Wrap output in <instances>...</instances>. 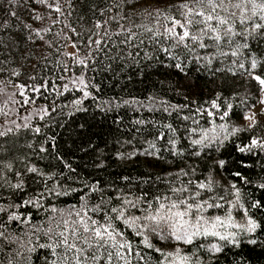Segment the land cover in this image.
<instances>
[{
  "label": "snow or ice",
  "instance_id": "snow-or-ice-1",
  "mask_svg": "<svg viewBox=\"0 0 264 264\" xmlns=\"http://www.w3.org/2000/svg\"><path fill=\"white\" fill-rule=\"evenodd\" d=\"M34 2L49 10L47 21L43 15L33 9L32 19L40 23L39 26L23 23V31L26 32L24 39L37 49L46 47L53 50L56 53L55 65L58 69L62 68L63 72L67 73L70 66L82 70L78 75L75 73L68 77L60 75L58 79L62 83L59 86L53 80H49L48 76L41 77V81L47 83L36 81L35 76L29 77V80L36 81L32 84L16 82L14 87L18 90L21 99L13 95L10 97L9 109L7 111L0 109L6 118L5 124L14 126L16 133L23 128L30 129L34 134H41L42 126L34 125L33 117H39L42 121L49 116L50 111H54L46 105H37V99L43 96L44 92H55L59 96L63 92L78 91L81 96L72 99L71 105L80 110L83 99L92 96L89 88L95 87L86 76L89 61L96 59L93 53L99 54L103 45L111 43L114 46L112 35L125 33V39L120 40L119 43L129 47H132L131 41L138 35L131 30V26L125 27L119 24L120 20L129 19L120 12L109 16L105 21L95 19L92 28L85 29L81 26V31H77L67 22V17L72 14L71 11L66 13L64 10L65 5L68 9L75 7L71 0H63V3L61 0H34ZM120 5L128 7L130 14L140 16L146 21L132 25L129 20V24L140 29L150 44L155 43L158 46L156 51L164 57L161 63L165 66L174 67L178 72H185L187 67L185 60L194 61L202 66L206 62L210 67L215 58L231 56L232 67L228 71L233 75L237 73L243 75L249 88H254L258 93V102L264 105V55H258L251 48L252 41H264V0H169L164 7L141 6L139 11L135 6V0H120ZM8 6L9 15L17 17L15 9L23 5L18 4L17 0H8ZM118 6L113 4L107 11L112 12L113 8ZM99 11L103 15L105 9ZM112 20L117 21L119 27L110 35L108 21ZM56 26L60 28L54 32ZM0 27L6 29L8 21L5 20ZM85 32H91L86 36V43ZM49 34L52 35V39H47ZM72 35L77 39H71ZM37 40L41 43L37 44ZM140 44H143V39H140ZM69 47L73 51H68ZM202 51L205 54L202 55ZM35 55L37 59L48 62V56L52 53L37 52ZM148 55L149 53L145 52V57ZM168 61L172 63L169 64ZM19 75L20 73L15 69L11 71V76ZM51 75L55 77L56 73ZM8 82L13 83L11 80ZM60 88L63 92L59 90ZM28 93L35 95L30 96ZM248 95L251 96L253 93L249 91ZM219 98L220 93H217L215 99L210 102L205 101L208 107L203 105L197 107V113L204 112L209 117L207 121L209 127L201 128L199 131L196 128H188L185 133L188 140L186 148L178 147V139L170 136L167 144L162 148L149 142L147 148L140 154L162 159L159 154L164 151L173 157H183L185 154L199 157L204 148L215 144L216 150L219 151L224 141L247 131L249 136L244 138L247 142L240 140L235 145V151L241 154L239 160L242 167H248L242 158L243 154L264 153V135L254 134L255 129L260 127L256 113L252 112L253 106L245 101L240 108L243 119L248 121L246 126L235 122L229 123L232 120L230 113L234 109V104L226 99L222 106ZM148 99L152 100L153 97L150 96ZM105 103L111 102L105 101ZM122 103L128 104L129 101L125 100ZM191 103L195 104L196 101L193 100ZM27 104L32 105L31 110L25 109L26 114L18 117L23 123H18L17 119H8L17 107ZM97 106L99 107V104ZM188 106V104L171 105L173 109ZM164 111L168 112V108L165 107ZM261 113H264V108H261ZM217 114L222 123H214L212 118ZM183 119L188 120L189 117L183 116ZM136 122L145 123L143 120ZM195 123L196 121L193 120V124ZM163 126L170 129L173 136L176 134L177 130L170 124ZM12 132L13 127H7L0 131V137ZM164 135L161 132L155 139L160 140ZM49 139L54 140V137ZM45 151L44 144H41L39 152ZM137 154L138 151L133 149L127 154L117 152L116 156L118 159H130ZM225 164V160L216 159L213 161V169L216 165L224 168ZM103 166V161L97 164V167ZM3 167L4 170H0V180L14 196L19 194L11 202H0V253H10L6 264H30L24 253L31 254L36 247L50 250L51 258L46 264H133L134 260L136 264H212L225 245L239 247L244 237H248V244L257 243L251 238L259 227L257 221L246 210L243 222H237L233 217L236 206L244 209L241 203V188L237 187L236 181H229L225 192L228 193L230 190L232 199L225 200L224 196L215 195V188L219 186V182L214 179L211 169L206 179H193L195 169H191L190 172L185 168L169 172L164 178L158 175L156 180L169 187L165 194L152 195L151 198L147 192L134 195L115 189L117 201L115 204L111 202V197L107 200L104 198L97 182L80 181L86 192L79 196V203L67 208H57L48 203L49 197L66 196L79 191L76 187L62 184L56 179L57 175L62 177L63 173L42 172L36 166L28 164L27 173L39 177L43 183L39 191L29 193L28 181L24 178L25 173L19 170L13 172L10 163H5ZM64 168L70 169V165L65 162ZM8 173H13L14 181ZM233 175L242 185L253 183L239 170ZM170 176H174L180 182L179 186L176 180L167 179ZM182 177H189L187 183ZM121 179L127 181L129 177L125 176ZM147 182L145 179L144 183ZM49 183L51 187L48 186ZM256 187L264 190V177ZM97 192L101 193L99 201L91 203V194ZM251 207L264 208V201L253 200ZM210 209H216L218 212L224 210V212L210 214ZM35 213H40L42 216L38 224L33 221ZM13 223L21 226L18 229L19 234L10 230L9 225ZM40 235L45 237L47 242L33 244L31 237L37 236L39 240ZM188 247H191V252L187 251ZM142 249L149 250L147 259ZM151 252L157 253L159 259L152 261ZM205 256L207 259L204 258Z\"/></svg>",
  "mask_w": 264,
  "mask_h": 264
},
{
  "label": "trees",
  "instance_id": "trees-1",
  "mask_svg": "<svg viewBox=\"0 0 264 264\" xmlns=\"http://www.w3.org/2000/svg\"><path fill=\"white\" fill-rule=\"evenodd\" d=\"M63 3V0H61ZM169 0H135L137 11L141 6L148 7L155 5L164 7ZM17 3L23 5L15 9L17 17L9 15L8 0H0V25L8 21V27H0V85L13 88V95L21 99L18 90L14 85L16 82L32 84L41 81V77L48 76L58 86L62 83L58 79L60 75L66 77L76 75L82 70L80 68H71L65 73L62 68L58 69L55 65L56 53L53 50L45 48L37 49L33 44L27 42L24 37L23 23H31L39 26L38 21L32 19L33 9L45 17L47 21L48 9L43 5L35 3L34 0H17ZM75 5L73 9H68L65 5L64 10L71 15L67 17V22L77 31H81V26L90 29L95 19L105 21L109 16L116 12L126 15L129 19L120 20L119 24L130 27L136 32L137 38L131 41L132 47L120 44L119 41L125 39V33L112 35V41L115 45H103L99 54L93 53L96 57L94 61H89V68L86 70V76L91 84L92 96L83 99L82 107L77 110L76 106L71 105V100L81 96L78 91L63 92L57 96L55 92H44L43 96L37 99V105H46L54 111L49 112V116L44 120L34 117L32 123L41 127V134H34L31 130L20 129L5 137H0V170H4V164L10 163L13 166V172L19 170L25 173V179L28 181L27 190L29 193L39 191L43 187L40 178L26 171L28 164L36 166L42 172L63 173L61 177L57 175L56 179L62 184L76 187L79 191L70 193L66 196L49 197L48 203L57 208H67L70 205L79 203V196L86 192L80 181L97 182L107 200L111 197L113 204L117 203L115 199V189H121L125 193L141 195L147 192L149 198L152 195L165 194L169 185L156 180L159 175L162 178L169 172H175L180 168L195 169L193 179H206L210 169L213 173L221 177L219 186L215 188V195L224 196L225 200H231L230 190L225 189L229 181H236L237 187L241 188V203L244 209L239 206L234 208L236 215H244L246 210L249 215L255 219L259 225L256 231L251 235L256 244H248V237H244L239 247H230L225 245L222 252L217 254V258L212 264H264V208L253 209L251 203L253 200L264 201V190L256 187L264 177V153L258 152L257 155L243 154L242 158L248 167H242L239 158L240 153L235 151V145L249 136L247 131L239 133L238 137H231L224 141L219 151L217 145L213 144L202 150L199 157L185 154L183 157H173L168 152L161 151L162 159L145 156L143 149L147 148L148 143L152 142L157 147L162 148L167 144L168 138L178 139V147L186 148L188 140L185 136L188 128H196L197 131L204 127H209L207 121L209 117L206 113H197L198 106L205 104V101H211L220 93L219 103L223 106L225 100L234 104V109L230 115L232 120L229 123H239L242 125L243 116L240 105L245 101L249 105H254L258 100V93L254 88H249L248 82L243 75L237 73L233 75L229 68L232 67V57H217L209 67L205 62L202 65L187 60L185 72H178L174 67L165 66L161 63L164 59L157 50L155 43L150 44L144 38L140 29L132 26L135 24L146 23L142 17L130 14L128 7L120 5V0H71ZM113 4L112 12L107 9ZM95 6V7H93ZM100 9H105L103 15ZM83 17V19H81ZM63 19V17L61 18ZM119 19V18H117ZM131 20L132 25L129 24ZM117 21H108L110 35L119 27ZM60 26L54 27L53 31L59 30ZM94 30V29H93ZM67 31V29H65ZM91 32H85L86 36ZM47 39H52L49 34ZM71 39L76 40L75 35ZM143 39V44H140ZM19 41V43H17ZM37 44L41 43L39 40ZM83 47V45H81ZM251 48L258 54L264 55V41L254 40ZM68 51H73L70 47ZM214 51V50H205ZM47 54L48 62L43 59H37L35 53ZM145 52L149 53L145 57ZM131 53V55H129ZM205 54L204 51L201 53ZM67 59V58H64ZM243 59V57H241ZM167 63H172L168 61ZM35 65V67H33ZM15 69L20 73L19 76H11V71ZM221 69V71H217ZM51 73H56L53 77ZM30 76H35L36 81L29 80ZM11 80L13 83H9ZM66 82V80L64 81ZM254 83V82H252ZM251 91L253 95L249 96ZM235 93V96L233 94ZM34 96V93H28ZM153 97L149 100L148 97ZM129 101L128 104L122 101ZM196 101L195 104L191 103ZM109 101L111 103H105ZM99 104V107L97 106ZM188 104L187 108L173 109L171 105ZM168 108V112L164 108ZM31 104L17 107L19 112L30 110ZM0 109L7 111L3 102H0ZM215 111V110H213ZM183 116H188L184 120ZM258 122L260 127L255 129V135H264V113L259 112ZM5 116L0 112V125L4 122ZM214 123H222L217 114L213 118ZM143 120L144 124L136 121ZM193 120L196 121L193 124ZM170 124L176 129V134L163 125ZM163 132L162 139L156 140L155 137ZM49 137H54L49 139ZM44 144L46 151L39 152V146ZM31 145V147H29ZM136 149L138 154L130 159H118L117 152L129 153ZM190 151V149L188 150ZM59 157V158H58ZM23 158V159H21ZM223 159L226 161L224 168L216 165L213 169V161ZM100 161L104 162L103 167H97ZM70 165V169L64 168V163ZM191 166V168H189ZM241 171L253 183L242 185L233 175L235 171ZM9 177L15 180L13 173H8ZM129 177L127 181L122 177ZM71 178V179H70ZM147 179V183H144ZM168 180H176L174 176L167 177ZM187 183L189 177H182ZM179 181L176 180L177 186ZM51 187V183L48 184ZM12 191L0 180V202L7 203L17 198ZM100 192L91 194V203H97L100 199ZM213 195V194H209ZM34 211V210H33ZM224 210L219 212L216 209H210V214H223ZM42 216L35 213L34 223H40ZM243 218V217H242ZM11 231H16L21 226L13 223L9 225ZM28 239V237H24ZM33 244L46 243V238L42 235L31 237ZM191 252V247L187 248ZM145 259L148 258L149 250L142 249ZM24 255L30 261V264H46L51 258L50 250L36 247L31 254L27 252ZM152 261L159 259L155 252L150 253ZM10 258V253H0V264H6ZM207 259V256L204 257ZM133 264H136L135 260Z\"/></svg>",
  "mask_w": 264,
  "mask_h": 264
},
{
  "label": "rangeland",
  "instance_id": "rangeland-1",
  "mask_svg": "<svg viewBox=\"0 0 264 264\" xmlns=\"http://www.w3.org/2000/svg\"><path fill=\"white\" fill-rule=\"evenodd\" d=\"M0 90H2V91H0V102H3L4 105H5V107H6V109L8 110L9 107L11 106L10 97L13 96V88H11V87H5L4 85H0ZM261 108H264V105H261L258 102V100H257V102L252 107V112L256 113V119L257 120L259 118L258 114H259V112H261ZM25 114H26V112H23L22 113V112H19L16 109V111H14V112L11 113V115L8 117V119H17V122L18 123H23V121L21 119H19L18 117H22ZM247 123H248V121H245L243 119L242 125H245L246 126ZM7 127H13L14 128V126H12V125L5 124V120H4V122L0 125V131H3ZM213 175H214V179L216 181H218V182L221 181V177L218 174L213 173ZM243 216L244 215H236V213H234V211H233V217H234V219L237 222H243V218H242Z\"/></svg>",
  "mask_w": 264,
  "mask_h": 264
}]
</instances>
